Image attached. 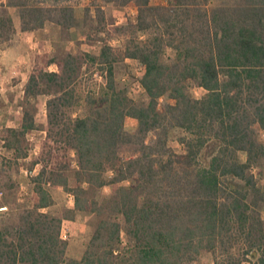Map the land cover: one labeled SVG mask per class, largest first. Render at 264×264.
<instances>
[{"label":"trees","instance_id":"obj_1","mask_svg":"<svg viewBox=\"0 0 264 264\" xmlns=\"http://www.w3.org/2000/svg\"><path fill=\"white\" fill-rule=\"evenodd\" d=\"M102 1L137 8L133 22L113 27L122 46L101 37L105 25H89L92 52L34 64L19 126L3 137L26 158L38 100L47 98L32 205L0 221V264H198L203 256L264 264V188L252 173L264 160V0ZM56 3V18L36 0L9 4L22 32L50 20L80 28L74 7ZM11 23L0 18V35ZM126 59L143 67L138 99L118 79ZM96 72L104 81L93 87ZM175 131L180 152L170 146ZM50 188L71 192L74 207L44 212L55 203ZM81 213L95 228L72 259L61 228Z\"/></svg>","mask_w":264,"mask_h":264},{"label":"rangeland","instance_id":"obj_2","mask_svg":"<svg viewBox=\"0 0 264 264\" xmlns=\"http://www.w3.org/2000/svg\"><path fill=\"white\" fill-rule=\"evenodd\" d=\"M11 2H20L21 0H0V18L11 19L12 25L9 29L5 28L0 35V50L3 48H11L7 68L2 66L0 73V208L7 207V210L0 211V221H8L11 217H16L23 210L30 208L32 205L34 187L30 179L35 177L41 170V164H34L39 158L41 144L46 138V115L47 98L43 97L38 100L36 122L39 128L30 132L26 137L25 149L27 157L17 159L14 151L5 147L3 137L9 128L19 126V117L23 115V107L25 105V87L31 75L34 64L45 67L47 61L54 56H60L67 52L74 54L80 52H92L97 45H90L86 39V32L89 31V25H105L102 30L101 37L110 45L121 47L123 38L120 37L118 31L113 27L125 24V18L133 22L137 15V8L134 4L121 6L117 3H105L102 0H59L60 6L74 7L76 20L80 23V28H71L67 30L56 23L54 20L47 21L43 28L34 30L35 35L27 43L30 32L26 35L21 34L22 24L20 18V10H15L10 6ZM35 1V0H34ZM38 5L47 9V13H51L56 18V0H36ZM32 2V1H31ZM29 5H32V3ZM153 4L163 3L165 0H152ZM34 3V2H33ZM98 9L103 12V19H99ZM87 23V24H85ZM114 23V25L112 24ZM84 30L81 32L80 29ZM98 37V36H97ZM99 42L98 45H101ZM30 59V72L20 65H24V58ZM13 65H17L16 70ZM1 67V66H0ZM47 69L56 70L55 65H50ZM143 74V67L135 60L126 59L118 65L117 75L120 83L129 89V95L138 99L143 93L140 86V78ZM93 82H89L90 86L97 87L104 81L99 72H96ZM193 94L196 98L204 95L205 91L201 88H194ZM164 99L161 100V103ZM81 108L76 111L81 113ZM137 122L132 118L126 121V129L133 132L136 129ZM264 131H260V139L264 141ZM180 131H175L170 140V146L180 152L182 146L177 142V138L181 136ZM241 160H245L244 155L240 156ZM30 172H33L30 174ZM255 179L260 187L264 188V160L260 167L252 169ZM54 197V205L45 209L44 212L53 214H62L64 209H72L74 207V196L71 192L63 189H51ZM109 187L104 189V194H110ZM264 218V208L261 211ZM66 234V242L68 243L67 257L72 259H80L91 239L95 228L94 217L90 214H78L74 221L65 220L63 222ZM198 264H213L210 256H203ZM247 264V263H245Z\"/></svg>","mask_w":264,"mask_h":264},{"label":"crops","instance_id":"obj_3","mask_svg":"<svg viewBox=\"0 0 264 264\" xmlns=\"http://www.w3.org/2000/svg\"><path fill=\"white\" fill-rule=\"evenodd\" d=\"M30 33H31V34H29L30 37H28L27 41H26L27 43L31 40L32 37L34 38V35H35L34 31L30 32ZM21 34L26 35V32H23ZM14 47H16V46H12L11 48H9V47L8 48H3V49L0 50V66H1L0 67V73H1V69L3 68L2 66H5L7 68V63H8V59H9L8 57H9V54H10L9 52H11V49H13ZM11 53H14V51L11 52ZM24 60H26V58H24ZM24 62H25L24 65H20L19 67L24 66L23 68L25 70H27L28 72H30L31 71L30 70V67H31L30 59L29 60L27 59ZM12 68H14L16 70L17 65H13Z\"/></svg>","mask_w":264,"mask_h":264},{"label":"built area","instance_id":"obj_4","mask_svg":"<svg viewBox=\"0 0 264 264\" xmlns=\"http://www.w3.org/2000/svg\"><path fill=\"white\" fill-rule=\"evenodd\" d=\"M264 134V133H263ZM33 172H30V174H32ZM7 210V207H2L0 208V211H5ZM61 237L63 240H66V234H65V230H64V225L62 224V228H61Z\"/></svg>","mask_w":264,"mask_h":264}]
</instances>
